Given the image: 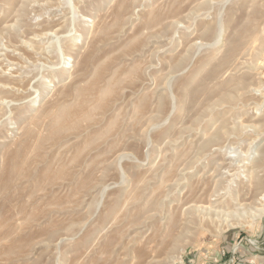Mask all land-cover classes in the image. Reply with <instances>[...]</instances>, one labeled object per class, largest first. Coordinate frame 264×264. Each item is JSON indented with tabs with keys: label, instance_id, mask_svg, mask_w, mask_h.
Masks as SVG:
<instances>
[{
	"label": "rangeland",
	"instance_id": "1",
	"mask_svg": "<svg viewBox=\"0 0 264 264\" xmlns=\"http://www.w3.org/2000/svg\"><path fill=\"white\" fill-rule=\"evenodd\" d=\"M263 196L264 0H0V264H264Z\"/></svg>",
	"mask_w": 264,
	"mask_h": 264
},
{
	"label": "bare ground",
	"instance_id": "2",
	"mask_svg": "<svg viewBox=\"0 0 264 264\" xmlns=\"http://www.w3.org/2000/svg\"><path fill=\"white\" fill-rule=\"evenodd\" d=\"M105 94V93H104ZM264 197V196H263Z\"/></svg>",
	"mask_w": 264,
	"mask_h": 264
}]
</instances>
